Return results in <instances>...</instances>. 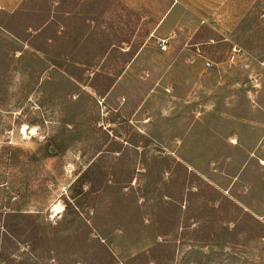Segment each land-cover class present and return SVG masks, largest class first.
<instances>
[{"label": "rangeland", "instance_id": "1", "mask_svg": "<svg viewBox=\"0 0 264 264\" xmlns=\"http://www.w3.org/2000/svg\"><path fill=\"white\" fill-rule=\"evenodd\" d=\"M262 13L264 0H0L6 261L264 264ZM55 222L102 231L108 252L38 241Z\"/></svg>", "mask_w": 264, "mask_h": 264}, {"label": "trees", "instance_id": "2", "mask_svg": "<svg viewBox=\"0 0 264 264\" xmlns=\"http://www.w3.org/2000/svg\"><path fill=\"white\" fill-rule=\"evenodd\" d=\"M165 159L163 158H159L157 159V161L162 162ZM154 163V162H153ZM176 164V163H175ZM176 166H180L177 165ZM152 167V166H150ZM149 175H152V173L150 172ZM72 199H74V202L77 201L76 197H72ZM217 199H215L214 201H212V205H211V209L214 210L215 212H218L220 209H223L225 207L226 202H229L228 199L226 198H222L219 203H216ZM72 205L70 206L69 204L65 205V209H69L71 207H73L74 209H77V202L76 203H71ZM233 207H236V204H231ZM73 214V218L72 220L69 222V224L75 223V221L78 219V214L76 213H72ZM243 216L246 217L247 219L249 218V222H251V224H255V225H262L258 222V220L254 219L251 215H248L247 213H243ZM17 218V217H21V218H26V215H9L7 218ZM27 217H32V216H27ZM34 222V221H33ZM235 224H237L236 222H234ZM238 224H243V222H238ZM63 223L61 222H55L54 225H52L51 223L48 224V229H50L51 231L45 235L44 237L41 235L38 238V241L41 240L42 238L48 242L47 244H56L59 251H61L62 253H65L68 250H80L82 252H85V255L91 257L92 260H96L98 257L100 258L99 254H96L97 251L96 249H92L93 245L95 244L97 245V247H101L107 250L108 252V247L107 245H103L105 244V235L104 233H102V231H95L94 229H87L86 230H80L78 228L76 229H66L63 228ZM62 227V228H61ZM221 227H219L220 229ZM224 230H227L226 225H224ZM7 236H9V232L6 231ZM32 234V233H31ZM6 237V236H5ZM213 240L217 241L218 240V234H215L212 237ZM107 247V248H106ZM39 248L38 245H35L33 243V245L31 246V251H37ZM94 250V251H92ZM44 254H46L47 256L50 255L53 252V249H50L48 247L45 248V250L43 251ZM96 252V253H95ZM0 258H2V261L4 262V264H9V262H7L6 260L8 259V255L3 252V254H0ZM95 258V259H93ZM5 259V261H4ZM130 260V259H128ZM21 262L19 264H25L24 260H20Z\"/></svg>", "mask_w": 264, "mask_h": 264}, {"label": "built area", "instance_id": "3", "mask_svg": "<svg viewBox=\"0 0 264 264\" xmlns=\"http://www.w3.org/2000/svg\"><path fill=\"white\" fill-rule=\"evenodd\" d=\"M260 18L264 19V13H262V15H260ZM166 49H167V47L165 45V42H161L159 44V50L164 52V51H166ZM239 53H240V50L234 48L228 57V62L233 63L236 60V58L239 56ZM204 65H205V67H210L211 63L207 61L204 63Z\"/></svg>", "mask_w": 264, "mask_h": 264}, {"label": "crops", "instance_id": "4", "mask_svg": "<svg viewBox=\"0 0 264 264\" xmlns=\"http://www.w3.org/2000/svg\"><path fill=\"white\" fill-rule=\"evenodd\" d=\"M20 1H22V0H18V2H20ZM15 5H16V4H14V3H10V1H9V3L6 4L5 8H8V7H10V6H15Z\"/></svg>", "mask_w": 264, "mask_h": 264}, {"label": "water", "instance_id": "5", "mask_svg": "<svg viewBox=\"0 0 264 264\" xmlns=\"http://www.w3.org/2000/svg\"><path fill=\"white\" fill-rule=\"evenodd\" d=\"M51 153H53V150H50Z\"/></svg>", "mask_w": 264, "mask_h": 264}]
</instances>
